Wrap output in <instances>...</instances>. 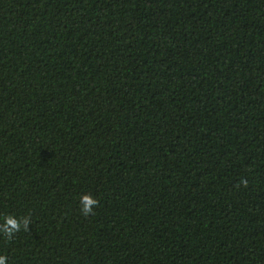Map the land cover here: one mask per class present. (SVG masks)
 <instances>
[{
	"label": "trees",
	"instance_id": "1",
	"mask_svg": "<svg viewBox=\"0 0 264 264\" xmlns=\"http://www.w3.org/2000/svg\"><path fill=\"white\" fill-rule=\"evenodd\" d=\"M8 215L6 264H264V0H0Z\"/></svg>",
	"mask_w": 264,
	"mask_h": 264
},
{
	"label": "clouds",
	"instance_id": "2",
	"mask_svg": "<svg viewBox=\"0 0 264 264\" xmlns=\"http://www.w3.org/2000/svg\"><path fill=\"white\" fill-rule=\"evenodd\" d=\"M96 201L90 195H83L80 198V207L82 213L87 216L96 208ZM27 219L18 220L12 215L3 218V225L0 226V232L10 237L14 232L18 231L21 225H27ZM0 264H6V257L0 255Z\"/></svg>",
	"mask_w": 264,
	"mask_h": 264
}]
</instances>
